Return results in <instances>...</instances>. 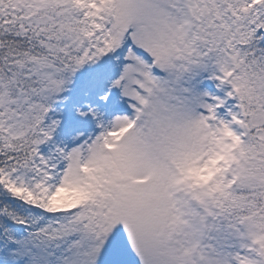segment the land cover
Wrapping results in <instances>:
<instances>
[{
	"label": "snow or ice",
	"instance_id": "6c2138e0",
	"mask_svg": "<svg viewBox=\"0 0 264 264\" xmlns=\"http://www.w3.org/2000/svg\"><path fill=\"white\" fill-rule=\"evenodd\" d=\"M0 264H264V0H0Z\"/></svg>",
	"mask_w": 264,
	"mask_h": 264
}]
</instances>
